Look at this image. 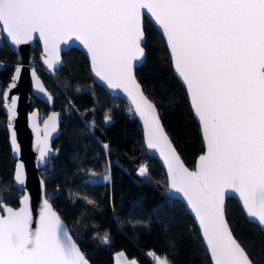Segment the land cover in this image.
Returning <instances> with one entry per match:
<instances>
[{
  "label": "snow or ice",
  "instance_id": "6c2138e0",
  "mask_svg": "<svg viewBox=\"0 0 264 264\" xmlns=\"http://www.w3.org/2000/svg\"><path fill=\"white\" fill-rule=\"evenodd\" d=\"M144 16L162 31L201 125L206 152L195 171L184 166L156 105L136 81V65L145 58ZM0 33L16 46L38 37L47 54L45 70L53 75L62 67L61 46L82 45L95 75L131 97L144 122L147 148L164 159L168 190L195 214L212 264H255L233 234L224 198L229 190L237 193L247 216L264 227V0H0ZM22 71L16 67L13 88ZM31 76L36 77L34 67ZM36 83L51 101L38 77ZM3 95L7 101L9 93ZM16 102L13 97L9 112ZM53 116L58 131L60 114ZM111 120L104 116L105 124ZM12 136L15 143L14 131ZM102 147L108 153L109 145ZM38 151L43 164L53 150L42 141ZM23 167L16 164L15 184H25ZM137 174L147 177L148 166L141 165ZM102 180L111 182V174ZM28 199L25 194L21 203ZM43 203L35 227L30 209L0 204L6 211L0 215V264H90L49 201ZM102 243H109L107 233ZM148 255L155 264H170L155 252Z\"/></svg>",
  "mask_w": 264,
  "mask_h": 264
},
{
  "label": "trees",
  "instance_id": "16d2710c",
  "mask_svg": "<svg viewBox=\"0 0 264 264\" xmlns=\"http://www.w3.org/2000/svg\"><path fill=\"white\" fill-rule=\"evenodd\" d=\"M145 32L147 55L136 71L137 77L159 108L181 157L194 168L204 152L200 127L174 74L165 41L148 19ZM31 52L32 64L54 95L55 108L63 112L54 155L41 171L47 198L68 223L91 263L115 264V253L122 251L139 264H155L150 252L166 257L170 264H211L193 218L181 201L165 194V171L149 155L143 128L129 105L94 81L90 63L80 50L64 53V65L56 76L41 68L39 44ZM20 63L21 54L0 38V204L14 207L23 193L13 184L16 162L9 143L3 93ZM36 106L44 114L49 112L39 100ZM105 115L112 118L109 124L104 123ZM102 143L109 145L108 153ZM143 164L148 166L147 177L137 174ZM109 173L111 182L106 183L102 177ZM85 196L94 203H87ZM226 214L250 258L255 264H264L261 228L246 218L233 198L227 201ZM106 233L108 244L102 243Z\"/></svg>",
  "mask_w": 264,
  "mask_h": 264
},
{
  "label": "water",
  "instance_id": "95a60500",
  "mask_svg": "<svg viewBox=\"0 0 264 264\" xmlns=\"http://www.w3.org/2000/svg\"><path fill=\"white\" fill-rule=\"evenodd\" d=\"M146 19H148L154 25V27L157 29V31L163 37L165 44L167 46L169 56L171 58L170 50L168 48L167 41L162 34V31L148 16H144V18H143L144 31H145ZM145 36H146V42H147L146 32H145ZM5 41L12 47V49L16 53L21 54V63L18 64V66H21L23 71H22L20 78L17 81H15L16 86L14 88L12 87V84L14 83L12 80H10V82L8 83L4 92H8L9 95H8L7 101H5V98L3 95V109H4V112L7 116L6 127H7V131L9 134V143H10V147H11V151H12V157L15 160L16 164L21 163L24 165L22 172H23L24 177H25V184L24 185L15 184L14 183V176H13L14 187L23 193V195L21 196V198L19 200V205L17 207H14V206L6 204L5 202H2L1 204L5 205L6 207L13 208V209H19L20 207H25L27 209H30V211L32 213L33 227H35L36 223L39 220L41 209L44 207L43 202L45 199H47L52 206V210L57 213V215L60 217V219L63 221L64 225L68 229L69 234L76 241L75 237L73 236V234L70 230L68 223L62 218V216L60 215L58 210L54 207V205L51 203V201L47 198L46 183H45V180L41 174L42 169L45 168L47 165H49L50 160H51L52 156L54 155L55 149H54L53 145H54V142L61 135V131H62L61 120L63 118V112L61 110H57L55 108L54 95L52 94L50 89L46 86L42 77L39 75L38 69L34 65H32V60H31L32 59V52H31V50L33 48H35L37 46V44H39V46L41 48V52L38 56V59H39V62L41 64V68H43L44 70L46 68V65L43 63V60L46 58L47 54L44 51L43 42L38 37L35 38L34 40H32L28 44H23V45H19V46L11 44V42L6 40V39H5ZM146 42L143 44L144 48H145ZM61 48H62V51L60 52V59L62 61V66L64 65V58H63L64 53H67L71 49H74V48L80 50L86 56V58L88 59V61L90 63V70H91V74H92L94 81L98 85L102 86L111 96L120 98V99L124 100L129 105L132 112L134 113V115L136 116V118L138 119V121L140 122V124L143 128L144 143L146 145L145 132H144V122L133 111L134 106L132 104L131 97H129L127 95V93H125L122 89L121 90H113V89L109 88L103 81H101L95 75V73L92 71V63H91L90 57L88 56L87 51L82 47V45H79L78 43H69L68 45H62ZM146 55H147V51L145 48V58L143 59V61H141L140 63H138L136 65L135 77H136V81L139 83L141 90L143 91L144 95H146L148 97V99L150 101H152V103H154V101L145 92L144 87H143L142 83L139 81L137 74H136L137 69L140 68L145 63ZM33 67L36 69V77L39 78V82L41 84H43V86L47 89V92L51 95V97H52L51 101L48 100L47 96H45L44 94H42L36 90V88H37L36 77L31 76V71H32ZM172 67H173V71H174L175 76L178 78L180 83L183 85V87L187 93L188 100H189L191 110H192V114H193L195 120L197 121V123L200 127V130H201L200 122H199L198 118L196 117V115L194 114V111H193V108L191 105V100H190V97L188 95L186 86L183 83V81L179 78V76L177 75L173 64H172ZM61 68L62 67H60L59 70ZM57 73L55 75H53V74H51V75L56 76ZM14 74H15V71H14L13 75ZM13 97L17 98V102H16V105L14 106V108L12 109V111L9 112L7 105L11 104V100ZM38 100L49 107L48 113H45V114L42 113L41 110L39 109V107L36 106V103ZM156 109L160 115V122L162 123L165 132L168 134V139L171 141V146L173 148H175V150H176L177 154L179 155L181 161L184 163V166L187 167L191 171H195L197 163L199 162V157L206 152V145H205V141H204V138L202 135V131H201V136H202L203 143H204V152L198 156L194 168H190L185 163L183 158L181 157V155L178 152L175 144L173 143L169 133L167 132V130L164 126V123L162 121L161 113H160L157 105H156ZM53 113L60 114L58 131H53V127L56 124V117L53 116ZM9 116H11V120H9ZM49 117H52V119H49ZM45 121H47V124H45ZM9 124H11L12 127H9ZM13 131L15 132V137H14L15 143H13V136H12ZM46 131L48 132L47 137H45ZM42 141L46 142L48 144V146H50V148L53 150L52 153L50 154L49 158L43 164L39 160V151H38V149L41 146ZM17 145L19 146L18 151L16 150ZM146 147H147V145H146ZM147 151H148L150 156H153L154 158H156L157 161L161 164V166L163 167V169L165 171L166 177H167V167H166L164 159L155 150H150L147 148ZM16 164H15V167H16ZM14 173H15V170H14ZM41 180L44 181L43 184H41ZM25 194L28 195L29 199L23 201V204H22L21 201L23 200V197ZM165 194L167 196H169L170 198L179 200L183 203V205L185 206V208L187 209V211L189 212V214L193 218L195 225L197 226V228L201 234L205 248L207 250V245L203 239V235L201 232L199 222L196 219L195 214L193 213L191 208L188 206L186 200H184L178 194L169 191L168 187L165 190ZM230 198L237 200L239 202V204L241 205L243 212L245 213L246 218L249 221L256 223L261 228V230L264 232V227H261L259 225L258 221L252 220L247 216V214L243 208L241 199L237 193L231 192L229 190L228 194H226V196L224 198L225 210L227 209V201ZM0 215H6V211L4 210V208H0ZM226 217H227V214H226ZM76 243L80 247V245L77 241H76ZM80 249H81V247H80ZM207 252H208V250H207ZM208 255H209V258H210V261L212 264V259H211V255L209 252H208ZM86 258L88 259L87 256H86ZM90 264H92L91 261H90Z\"/></svg>",
  "mask_w": 264,
  "mask_h": 264
},
{
  "label": "rangeland",
  "instance_id": "374dc122",
  "mask_svg": "<svg viewBox=\"0 0 264 264\" xmlns=\"http://www.w3.org/2000/svg\"><path fill=\"white\" fill-rule=\"evenodd\" d=\"M151 258L154 259L155 261L154 257L151 256ZM161 258H164V257H161ZM131 260H135L137 264H139V262L136 259L128 257L125 252L120 251V252L115 253V264H129V261Z\"/></svg>",
  "mask_w": 264,
  "mask_h": 264
}]
</instances>
